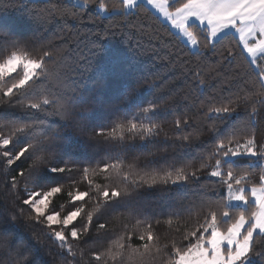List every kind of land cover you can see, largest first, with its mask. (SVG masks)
<instances>
[{"label": "snow or ice", "instance_id": "snow-or-ice-1", "mask_svg": "<svg viewBox=\"0 0 264 264\" xmlns=\"http://www.w3.org/2000/svg\"><path fill=\"white\" fill-rule=\"evenodd\" d=\"M16 2L30 24L41 26L60 21L68 28L70 22L78 26L85 18L97 27V21H127L115 30L111 25L105 29L113 36L116 30L137 27L134 21L147 4L170 25L168 36L176 38L179 33L193 55L211 51L221 67L225 61L235 65V47L242 57L247 54L248 66L257 71L250 87L223 99L213 97L206 107L193 105V115L174 120L177 133L173 135L179 144L191 146L208 134L204 143L211 147L198 157L167 168L151 167L155 161L137 166L123 158V151L135 145L121 151L101 148L93 156L82 157L79 146L85 137L89 141L103 137L121 145L138 137L141 147L155 144L163 132L159 119L172 112L171 92L145 104L140 88L147 66L139 68L141 61L105 35L107 42L92 44V56L106 57L94 83L103 87L109 79L122 81L115 113L122 118L111 120L107 129L103 124L94 127L83 109L102 101L86 98L79 85L68 87L63 73L68 54L62 44H30L18 26L0 22V264H264V132L258 135L257 131L260 109H264V0ZM210 71L220 75L215 67ZM193 72L203 88L201 73ZM242 107L245 122L229 125ZM89 131L94 135L88 137ZM168 142L165 134L164 143ZM22 160L31 161L27 174L20 169L10 176ZM77 171L79 178L74 176ZM207 177L215 178L222 191L199 189L196 206L204 209V215L183 232L180 217L193 205L169 213L175 221H164L169 228L174 226L179 238L158 232L147 218L143 228L140 220L120 231L110 227L109 217L131 203L126 199L132 196L129 186L133 190L157 184L188 188ZM65 192L67 204H55ZM134 238L138 244H133ZM97 244L103 245L102 251ZM46 255L51 259L45 260Z\"/></svg>", "mask_w": 264, "mask_h": 264}, {"label": "trees", "instance_id": "trees-1", "mask_svg": "<svg viewBox=\"0 0 264 264\" xmlns=\"http://www.w3.org/2000/svg\"><path fill=\"white\" fill-rule=\"evenodd\" d=\"M40 2L36 1V3ZM144 8L146 11L141 14L138 20L134 21L137 27L116 30L114 36L111 33H105V29L111 25L115 30L118 25L127 21L121 19L97 21L99 24L97 27L85 18L78 26L70 22L68 28H64L60 21H52L43 26L30 24L26 16L19 11V4L16 0L14 3H9L8 0H0V22L18 26L24 34L22 38L29 41L30 44L36 41L45 45L49 42L62 44V51L68 54L63 67L64 79L67 81L68 87L79 85L86 98L89 100L99 98L102 101V103L85 105L83 111L85 112V119L94 127L97 124H103L106 129L111 126V120L122 118V114L118 117L115 113L118 103L117 96L122 90L123 83L116 79H109L103 87L96 86L94 77L101 70V65L106 63V57L103 53L98 54L99 58L92 56V51H95L92 49V44L94 42H107L104 41L105 35H109L112 43L120 42L121 47L128 49L130 57L142 62L138 65L139 68L143 69L147 66V71L144 73V83L140 88L142 101L146 104L148 101L155 100L170 91L171 96L168 102L172 105V112L165 113L159 119L158 122L163 126V132L155 144H147L141 147L143 142L138 137L134 141H126L125 145L118 142H105L103 137H95L94 141H89L85 137L84 142L79 146V153L82 157H89L95 155L101 148H107L109 151H121L126 145H135V148L128 147L126 151H123V158L126 163H135L137 166H141L149 161H155L156 164L151 167L167 168L170 164L179 166L190 157H198L205 153L211 144L204 143L207 133L201 136L199 142L193 140L191 146H188L187 142L185 144L177 143L176 136L173 135L177 133L174 120L182 114L193 115L190 111L193 105L198 108L206 107L208 100L213 97L218 100L223 99V97L230 96L239 89L250 87L256 81L257 70L254 66H248L246 54L242 57L240 49L235 47H233V51L236 53L235 65H229L225 61L224 66L221 67L216 63L218 56L213 55L211 51H205L203 55H193L178 34H176V38L168 36V30H170L168 24L163 22L149 7L144 5ZM142 21L146 23L141 28L139 25ZM45 28L47 31H44ZM69 31L71 35H69ZM171 31L173 30L171 29ZM97 33L100 35L98 36ZM217 50L219 51V46ZM213 67L219 70L220 75L210 71ZM193 70L201 73V78L205 81L203 88L198 85ZM237 72L240 75L234 80L233 77ZM245 81L248 82L247 85L244 83ZM155 84H160L162 87L157 88ZM203 119L207 120V117H203ZM258 119L260 122L257 129L259 135L264 132V109H260ZM245 120L246 114L242 107L239 109V115L235 121L230 120L229 125L235 123L240 126ZM224 130L227 131V128ZM165 134L169 136L168 143H164ZM93 135L91 131L87 134L88 137ZM92 143H95L96 146L92 147ZM30 163L31 161L25 160L18 162L17 165L13 166L15 171H11L9 175H16L20 169H24L27 174ZM80 175L79 171L74 173L76 178H79ZM17 178L19 179V177ZM214 180L215 178L211 177L202 178L199 186L190 184L188 188L183 186L165 188V186L157 184L153 188L145 186L133 190L129 186L132 196L126 199H130L131 203L120 208L109 217L110 227L120 231L125 224L131 228L137 220H140L142 222L140 227L143 228V221L147 218L158 232L167 233L169 236L176 235L179 238L174 226L169 228L164 221L168 218L175 221L176 217H170L169 213L182 211L189 205H193L191 211H184L183 216L180 217L181 232L185 228L190 229L194 221L199 216L204 215V209L196 206L198 203L196 194L199 189L216 188L221 190L214 183ZM33 187L34 185H29L30 189ZM79 187L84 190L85 185L81 184ZM20 188H23V184L20 185ZM2 191L0 189V193ZM21 196H23L22 192ZM54 203L57 205L67 204L66 192L59 195ZM157 219L161 221L160 225H156L155 220ZM41 239L43 242L44 238ZM48 243L51 244V242ZM138 243L139 241L134 238L133 244ZM96 248L102 251L103 245L97 244ZM44 259L50 260L51 257L46 255Z\"/></svg>", "mask_w": 264, "mask_h": 264}, {"label": "rangeland", "instance_id": "rangeland-1", "mask_svg": "<svg viewBox=\"0 0 264 264\" xmlns=\"http://www.w3.org/2000/svg\"><path fill=\"white\" fill-rule=\"evenodd\" d=\"M36 1H41V0H36ZM146 5V4H145ZM147 6V5H146ZM148 7V6H147ZM162 21H164L165 23H167L168 24V22L167 21H165L162 17H160V16H158ZM169 25V24H168ZM170 26V25H169ZM174 32H175V30L174 29H172ZM176 34H178L179 35V33H176ZM182 39V38H181ZM183 41V40H182ZM184 42V41H183ZM185 44H186V42H184ZM247 55V54H246ZM255 67V66H254Z\"/></svg>", "mask_w": 264, "mask_h": 264}, {"label": "crops", "instance_id": "crops-1", "mask_svg": "<svg viewBox=\"0 0 264 264\" xmlns=\"http://www.w3.org/2000/svg\"><path fill=\"white\" fill-rule=\"evenodd\" d=\"M147 5V4H146ZM148 6V5H147ZM150 8V6H148ZM151 9V8H150ZM152 10V9H151ZM153 11V10H152ZM154 12V11H153ZM155 13V12H154ZM156 14V13H155ZM157 16H159L158 14H156ZM164 22V21H163ZM167 24V23H166ZM246 54V53H245Z\"/></svg>", "mask_w": 264, "mask_h": 264}]
</instances>
